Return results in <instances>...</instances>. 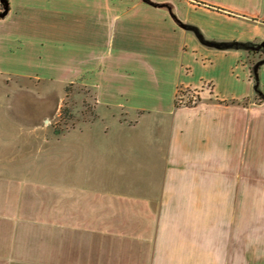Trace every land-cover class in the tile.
<instances>
[{"label":"crops","instance_id":"1","mask_svg":"<svg viewBox=\"0 0 264 264\" xmlns=\"http://www.w3.org/2000/svg\"><path fill=\"white\" fill-rule=\"evenodd\" d=\"M9 4L0 78L80 82L130 137L0 187V264H264V0Z\"/></svg>","mask_w":264,"mask_h":264},{"label":"rangeland","instance_id":"2","mask_svg":"<svg viewBox=\"0 0 264 264\" xmlns=\"http://www.w3.org/2000/svg\"><path fill=\"white\" fill-rule=\"evenodd\" d=\"M118 119L129 117L98 107L94 92L80 82L1 77L0 187L26 189L42 183L58 187L63 171L100 169L104 159L99 161L98 156L108 147L96 141L130 137Z\"/></svg>","mask_w":264,"mask_h":264},{"label":"trees","instance_id":"3","mask_svg":"<svg viewBox=\"0 0 264 264\" xmlns=\"http://www.w3.org/2000/svg\"><path fill=\"white\" fill-rule=\"evenodd\" d=\"M0 2H1V5L3 6V8L0 10V19H2L5 17L4 12L10 10V4H9V0H0ZM199 4H203V3L200 2ZM260 68H261V65L258 64L256 68L252 69V77L255 80H257ZM192 103H193V100L190 97V95L187 94L186 92H181L178 102H177V107H180L183 105L190 106Z\"/></svg>","mask_w":264,"mask_h":264},{"label":"water","instance_id":"4","mask_svg":"<svg viewBox=\"0 0 264 264\" xmlns=\"http://www.w3.org/2000/svg\"><path fill=\"white\" fill-rule=\"evenodd\" d=\"M8 12H9V11H5V12H4V15H7V14H8Z\"/></svg>","mask_w":264,"mask_h":264}]
</instances>
